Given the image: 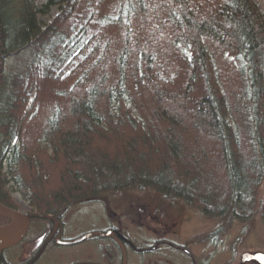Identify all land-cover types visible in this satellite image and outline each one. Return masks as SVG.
Returning a JSON list of instances; mask_svg holds the SVG:
<instances>
[{"label": "trees", "instance_id": "1", "mask_svg": "<svg viewBox=\"0 0 264 264\" xmlns=\"http://www.w3.org/2000/svg\"><path fill=\"white\" fill-rule=\"evenodd\" d=\"M92 26H117L121 40L109 52ZM0 52L2 204L14 208L3 169L17 162L32 219L137 183L183 198L199 190L205 212L245 219L253 208L264 180V0H0ZM220 170L216 212L207 188Z\"/></svg>", "mask_w": 264, "mask_h": 264}, {"label": "rangeland", "instance_id": "2", "mask_svg": "<svg viewBox=\"0 0 264 264\" xmlns=\"http://www.w3.org/2000/svg\"><path fill=\"white\" fill-rule=\"evenodd\" d=\"M208 1L215 0H206ZM38 3L43 4L45 0H38ZM108 4H111L110 1ZM58 13L57 8H52L48 15L41 17L42 23L50 22ZM97 16H100L98 12L95 13L94 18ZM136 17L140 24L145 19L138 17V14ZM90 29L97 31L98 35L103 32L108 35L109 52L118 44L119 39L121 40L123 32L117 26L107 28L92 26ZM28 60H32L29 53L8 57L6 69L14 70ZM228 60L232 59L228 58ZM184 66L183 63V68ZM173 71L170 72L177 76ZM75 80L76 75L73 74L67 80V84L72 86L76 83ZM55 88L61 87L58 85ZM207 142L209 144V141ZM47 153L52 154V148ZM13 168L10 172L6 163L3 169V174L7 178L4 190L9 196V203L15 210L33 215L35 212L30 203L32 201L30 195L34 197L35 194L24 185L27 181L24 182L22 177L26 175V171H23V176L19 177L17 162ZM27 174L29 175L28 172ZM218 175L220 179L217 183H209L207 188L218 196L213 199L216 200V212L220 211V205L226 200L227 188L224 183V173L220 170ZM198 185L203 186L202 183ZM197 191L199 190L194 191L196 196L185 193L183 198L177 197L174 191L164 192L137 183L119 192L87 197L77 203L65 205L63 209L57 207L59 209L57 213H62L61 218L54 220L33 218L27 235L17 245H13L15 238H0V250L5 245L10 246L0 251L2 253L0 264L124 263L125 253L120 251L116 240L91 237L79 244L62 246L47 242L48 235L54 228L58 232L63 229L65 240H75L96 231L104 233L114 228L136 248L143 244L154 245L156 239L157 241H161L160 238L166 239V244L161 245L158 250L151 254L141 253V257L128 243L125 257L127 264H261L256 260L242 262L241 258L245 253H264V180L256 189L253 208L245 219H241L240 215L232 217L226 214L231 217L229 221H225V218H228L226 215L205 212L203 207L205 203L200 200L202 195H198ZM7 221L8 219L0 220V225ZM217 229H220V234L214 235ZM180 246L189 250L192 257L183 252Z\"/></svg>", "mask_w": 264, "mask_h": 264}, {"label": "water", "instance_id": "3", "mask_svg": "<svg viewBox=\"0 0 264 264\" xmlns=\"http://www.w3.org/2000/svg\"><path fill=\"white\" fill-rule=\"evenodd\" d=\"M0 67H1V52H0ZM0 214L8 217L10 221L4 225L0 226V238H13L17 237V240L20 241L24 238L26 235L29 225H30V216L24 213H21L17 210H14L0 202ZM112 232H108L106 234L103 233H94V235L98 236H110ZM88 236L81 237L79 239H76L74 241H62L59 242V244H76L84 241ZM7 245L3 246L5 248ZM256 260L261 264H264V253H255V254H248L245 253L242 255L241 261H251Z\"/></svg>", "mask_w": 264, "mask_h": 264}, {"label": "flooded vegetation", "instance_id": "4", "mask_svg": "<svg viewBox=\"0 0 264 264\" xmlns=\"http://www.w3.org/2000/svg\"><path fill=\"white\" fill-rule=\"evenodd\" d=\"M48 220H49V218H48ZM110 231L112 232V234L110 236H98V235H94V233H96L97 231L96 232L89 233V234H85L84 236H88L87 239H89L91 237H95V238L96 237H102V238H107L109 240H111V239L116 240L118 242L117 245H118L120 251H122L123 253H125V254H123L124 255V263L123 264H127L125 262L126 261L125 260V257H126V249H127V246L129 245L128 243H130L129 246L134 250L135 253H137L138 255H140V257H141V253L151 254V253L155 252L156 250H158L161 245L166 244V239L165 238H160L161 241H159V240L157 241V239H156V244H154V245H151V244H143V245H141V247L136 248L117 229L112 228V229L108 230L107 232H104V233L101 232V233L106 234V233H108ZM62 241H73V240H65V239H63V229L61 231H59V232L55 228L52 230V232L50 231V233L48 235L47 242H49V243L53 242L55 244H58L59 242H62ZM58 245H60V244H58ZM180 247H181V250L183 252H185L187 255H189V256L192 257L191 252L189 250H187L185 247H182V246H180Z\"/></svg>", "mask_w": 264, "mask_h": 264}]
</instances>
